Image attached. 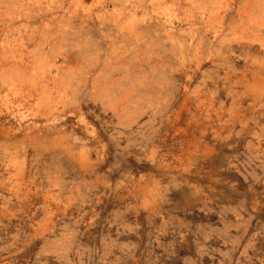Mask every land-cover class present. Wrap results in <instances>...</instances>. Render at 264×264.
Listing matches in <instances>:
<instances>
[{
    "label": "rangeland",
    "instance_id": "obj_1",
    "mask_svg": "<svg viewBox=\"0 0 264 264\" xmlns=\"http://www.w3.org/2000/svg\"><path fill=\"white\" fill-rule=\"evenodd\" d=\"M0 264H264V0H0Z\"/></svg>",
    "mask_w": 264,
    "mask_h": 264
}]
</instances>
